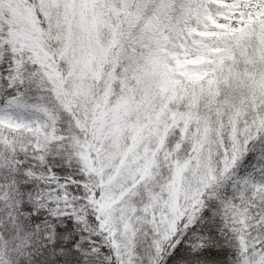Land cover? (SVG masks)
<instances>
[{
	"label": "snow or ice",
	"instance_id": "1",
	"mask_svg": "<svg viewBox=\"0 0 264 264\" xmlns=\"http://www.w3.org/2000/svg\"><path fill=\"white\" fill-rule=\"evenodd\" d=\"M0 264H264V0H0Z\"/></svg>",
	"mask_w": 264,
	"mask_h": 264
}]
</instances>
